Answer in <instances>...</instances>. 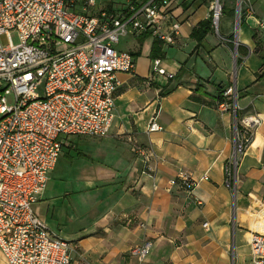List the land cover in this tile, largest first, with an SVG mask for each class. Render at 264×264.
<instances>
[{"label":"crops","instance_id":"crops-1","mask_svg":"<svg viewBox=\"0 0 264 264\" xmlns=\"http://www.w3.org/2000/svg\"><path fill=\"white\" fill-rule=\"evenodd\" d=\"M205 1L185 2L181 37L174 46L161 43L162 57H151L152 37H128L138 42L126 48L135 67L119 75L109 136L77 138L81 163L68 181L72 189L59 191L51 177L35 204L50 231L75 245L73 264H230L233 225L250 232L264 226V33L256 30L257 20L264 21V0H251L253 12L239 26L236 1L225 2L222 31L210 38L213 28L198 43L191 35L210 19ZM153 60L173 78L153 72ZM231 86L239 94L238 118L261 120L232 188L224 165L233 152L235 120L217 99ZM154 118L163 130L148 133ZM134 142L156 153L157 187L142 174ZM65 170L71 175V165ZM179 171L199 181L193 193L167 190ZM147 241L153 248L140 262L130 251ZM0 264H6L1 253Z\"/></svg>","mask_w":264,"mask_h":264},{"label":"built area","instance_id":"built-area-1","mask_svg":"<svg viewBox=\"0 0 264 264\" xmlns=\"http://www.w3.org/2000/svg\"><path fill=\"white\" fill-rule=\"evenodd\" d=\"M186 1L0 0V253L6 264H73L75 245L50 231L35 204L73 137L109 136L119 75L131 74L135 67L134 56L118 49L121 40L149 36L176 45ZM225 1L209 0L217 33ZM235 1L239 26L253 8L251 0ZM256 30L264 33V21L257 20ZM160 63L153 60V72L173 78ZM223 98L220 110L231 111L235 120L233 152L224 165L225 184L232 188L261 120L255 115L238 118L236 88L225 89ZM162 130L156 118L147 128L148 133ZM132 150L142 174L157 187L154 150L137 142ZM198 184L179 171L167 190L193 193ZM247 244L248 264H264V232H251ZM152 248L147 241L130 254L142 262Z\"/></svg>","mask_w":264,"mask_h":264},{"label":"rangeland","instance_id":"rangeland-1","mask_svg":"<svg viewBox=\"0 0 264 264\" xmlns=\"http://www.w3.org/2000/svg\"><path fill=\"white\" fill-rule=\"evenodd\" d=\"M207 2L208 1H205V3ZM225 2L228 3L229 0ZM208 4L209 3H207V5ZM221 27H222L221 22H219V33L222 31ZM217 35L218 33L215 30L212 34H210V38L212 36L216 37ZM13 40L15 43H18V38L16 34H13ZM136 43L138 44L136 39H132V38H127L126 40L122 39L120 45L118 46V49L126 51L127 46H132V45H135ZM150 44H151V40H147L145 42L144 47H143L144 51L147 50ZM8 102L9 104L13 103L11 96L9 97ZM80 137L82 136L73 137L71 141L68 143V146H65L63 148L60 154V157L58 159V162L56 164V170L54 171L53 174L51 173L50 175V180H51V177L52 178L56 177L54 179H56V182L58 183V189L59 191L64 192V193L66 191H69L73 187L70 184V182L68 184V181H71V179H74L76 176H78V162L80 161L79 160L80 158L76 159L77 150L74 148L75 146H77V141H79L77 138H80ZM70 151H72L71 156H73V158L75 159L68 158L67 152L69 153ZM70 165L72 167L71 175L64 174L66 172L65 166H70ZM58 174H63L64 179L58 178ZM254 230L264 232V226L262 228H256ZM250 233L251 232L248 228L239 227L235 224L233 225L232 232H231L230 248H229L230 264H248L249 263L250 249L247 244V237L249 236Z\"/></svg>","mask_w":264,"mask_h":264},{"label":"trees","instance_id":"trees-1","mask_svg":"<svg viewBox=\"0 0 264 264\" xmlns=\"http://www.w3.org/2000/svg\"><path fill=\"white\" fill-rule=\"evenodd\" d=\"M213 30V23L212 20H205L202 21L199 25L198 28L195 29L192 32L191 37L196 40L198 43H200L202 40H204V38L206 37V35ZM143 39L147 38V36L142 37ZM162 44L161 42L154 40L153 45H152V50H151V57L155 58V57H162V50H161ZM138 55V54H137ZM262 60H263V64H264V56H261ZM217 99L222 102L223 98V91L221 92L220 90L218 91V97Z\"/></svg>","mask_w":264,"mask_h":264},{"label":"bare ground","instance_id":"bare-ground-1","mask_svg":"<svg viewBox=\"0 0 264 264\" xmlns=\"http://www.w3.org/2000/svg\"><path fill=\"white\" fill-rule=\"evenodd\" d=\"M248 237H249V236H248ZM248 237H247V238H248Z\"/></svg>","mask_w":264,"mask_h":264}]
</instances>
